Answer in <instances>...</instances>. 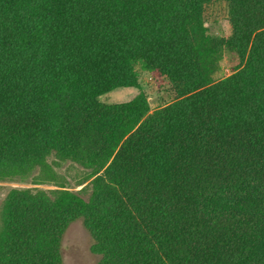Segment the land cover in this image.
<instances>
[{
	"label": "trees",
	"instance_id": "obj_1",
	"mask_svg": "<svg viewBox=\"0 0 264 264\" xmlns=\"http://www.w3.org/2000/svg\"><path fill=\"white\" fill-rule=\"evenodd\" d=\"M220 1L227 37L206 26ZM138 65L171 102L150 112ZM54 156L82 166L79 189ZM15 176L60 188L8 192L0 264H65L77 219L97 264H264V0H0V180Z\"/></svg>",
	"mask_w": 264,
	"mask_h": 264
},
{
	"label": "rangeland",
	"instance_id": "obj_2",
	"mask_svg": "<svg viewBox=\"0 0 264 264\" xmlns=\"http://www.w3.org/2000/svg\"><path fill=\"white\" fill-rule=\"evenodd\" d=\"M206 26L212 35L227 37L231 33V25L228 19V6L226 2L220 1L210 4L205 12ZM233 56L227 54L222 62V67L217 77H223L233 71V66L238 63ZM139 80L143 91L147 95L150 112L171 102L174 94L166 82L157 81L141 65L137 66ZM139 92L137 88L123 89L108 96L111 101L130 100ZM55 171L59 174L65 185L70 188L79 189L78 180L85 175V170L79 164L71 161L59 160L55 156L50 157ZM36 173V171H35ZM12 188H27L30 190L60 188L55 183H36L33 176H15L0 180V209L2 203ZM92 237L81 219L73 221L67 228L62 239V254L65 264H97L99 255L92 250Z\"/></svg>",
	"mask_w": 264,
	"mask_h": 264
}]
</instances>
